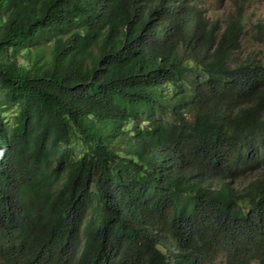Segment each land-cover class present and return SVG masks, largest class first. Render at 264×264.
Here are the masks:
<instances>
[{"label":"trees","instance_id":"1","mask_svg":"<svg viewBox=\"0 0 264 264\" xmlns=\"http://www.w3.org/2000/svg\"><path fill=\"white\" fill-rule=\"evenodd\" d=\"M236 4L0 0V264H264V21L242 56Z\"/></svg>","mask_w":264,"mask_h":264},{"label":"rangeland","instance_id":"2","mask_svg":"<svg viewBox=\"0 0 264 264\" xmlns=\"http://www.w3.org/2000/svg\"><path fill=\"white\" fill-rule=\"evenodd\" d=\"M198 3L210 19L220 18L223 20L234 11L237 0H198ZM243 19L246 23L247 33L241 40V54L242 56H259L262 46L252 38L254 31L252 26L256 21H264V0H247ZM237 179L242 187L250 179V175H241ZM220 260L223 261V258L221 257Z\"/></svg>","mask_w":264,"mask_h":264}]
</instances>
